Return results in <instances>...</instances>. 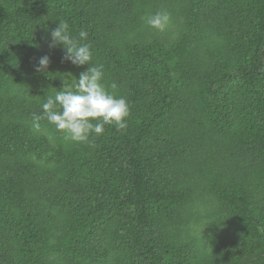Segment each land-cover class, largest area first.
<instances>
[{
  "label": "trees",
  "instance_id": "16d2710c",
  "mask_svg": "<svg viewBox=\"0 0 264 264\" xmlns=\"http://www.w3.org/2000/svg\"><path fill=\"white\" fill-rule=\"evenodd\" d=\"M59 20L126 130L32 129L89 66L49 46ZM0 264H264V0H0Z\"/></svg>",
  "mask_w": 264,
  "mask_h": 264
},
{
  "label": "clouds",
  "instance_id": "9594fccd",
  "mask_svg": "<svg viewBox=\"0 0 264 264\" xmlns=\"http://www.w3.org/2000/svg\"><path fill=\"white\" fill-rule=\"evenodd\" d=\"M144 23L160 31L170 23V14L157 12L147 14ZM88 32L81 29L77 36L70 30L66 20H59L51 30L50 47L62 46L63 59L76 66L89 65L85 71L74 76L72 86L61 88L52 95H47L41 105L42 114H32V129L39 132L41 121L46 120L64 134L68 143H91L90 136L102 135L105 125H113L118 131L127 129V117L130 115L128 101L123 96H116L105 86L103 64H93L91 45L87 43ZM50 57L44 55L39 59L36 71L47 70ZM115 90L117 85L111 84Z\"/></svg>",
  "mask_w": 264,
  "mask_h": 264
}]
</instances>
